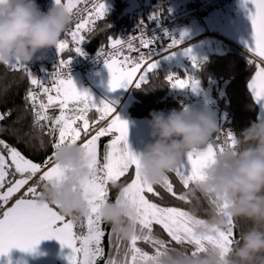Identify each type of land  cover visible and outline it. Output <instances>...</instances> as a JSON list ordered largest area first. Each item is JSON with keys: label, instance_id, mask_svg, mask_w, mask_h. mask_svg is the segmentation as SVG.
I'll list each match as a JSON object with an SVG mask.
<instances>
[{"label": "snow or ice", "instance_id": "6c2138e0", "mask_svg": "<svg viewBox=\"0 0 264 264\" xmlns=\"http://www.w3.org/2000/svg\"><path fill=\"white\" fill-rule=\"evenodd\" d=\"M3 3L4 0H0V4ZM54 3L63 6L73 17L74 27L68 28L56 45L57 55L61 58L51 74L52 85L46 86V81L42 82L34 78L23 64L9 63L5 67L27 71L30 85L36 86L39 90L30 88L25 99L32 108L34 127L39 129L47 127L46 134L54 137L53 150L83 140L80 144L84 149L89 169V179L81 186L82 196L89 208L86 217L87 233L77 234L74 231L77 220L66 219L55 208L37 201L40 192L38 188L41 184L52 179H60L64 175V170L58 166H51L53 153L42 162H33L20 151L0 140L2 146L0 148V208H4L15 194L20 193L19 198L0 214V256H7L13 248L22 252H31L40 241L54 239L61 248L69 250L65 257L68 264H96L97 258L104 255L102 239L105 232L101 227L99 210L109 202L107 187L109 184L119 189L117 203L122 200L125 207L134 210L136 228L124 252L125 257L129 259L121 261L109 255L105 264H160L162 258L176 254L177 251L169 247L172 242L180 246H191L193 256L207 252L210 248L219 250L221 255L227 253L235 242L234 221L230 218L226 219L227 231L219 232L214 237H197L193 233V227L201 225L204 219L194 217L188 211L177 207L161 206L153 202L148 194L160 199L163 197L154 185L147 184L141 177L138 155L132 153L127 144V123L116 115L115 109L109 103L101 101L97 104L87 92L78 91L68 74L71 56L65 59L63 53L71 51L76 55H83L85 33H90L95 24L105 18L106 9L103 0H54ZM81 4L85 6L90 4L91 8H81L79 7ZM246 5L251 6L248 15L251 24V43H246L245 47L264 61V0H243L241 6ZM82 12L87 15H81ZM149 19L156 20L158 16H151ZM107 27L109 28L110 25ZM138 31L141 33L140 36H129L123 40L109 36L110 51L106 52L103 46L97 50V58L100 61L102 59L109 75V91L121 88L127 90L134 79L136 89L149 83V74L154 73L157 68L154 57L183 43V37L186 35L181 33L179 39L172 38L169 45L164 46L161 43L160 47H155L159 37L156 35L148 37L143 22ZM163 34L165 37L169 36L167 32ZM137 40L147 52L135 45L134 41ZM132 52H138L139 55L133 58L130 55ZM175 54L176 52L173 51L165 58ZM184 55L190 56V49H185ZM191 59L192 67L196 69L198 66L195 58ZM248 63L252 64L253 61L249 60ZM145 64L147 66L143 67ZM138 73L140 74L137 78ZM166 81L174 89L190 86L195 91L198 87V81L189 77L178 78L169 75ZM248 89L260 109L264 111V67L256 65V72L248 83ZM50 108H58L59 114L49 115ZM93 109L97 113L95 119L89 117ZM2 119L4 116L0 115V120ZM101 121L107 123L98 127ZM106 136L111 139L104 146L101 162L98 159V142ZM219 141V136L216 137L215 142L210 138L202 150L187 153L180 163L170 170L183 189L189 190L193 184L203 179L204 169L214 162L218 152H223L225 148H235L236 136L232 131H228L224 142ZM4 151L7 157L3 154ZM130 170L133 171L130 182L118 183L130 174ZM17 175L19 178H16ZM37 176L36 182L30 183ZM156 185L180 201L188 202L190 199L175 190L168 175ZM207 198L213 210L218 214L222 213L226 205L217 204L211 197ZM155 225L166 233L169 240L154 235ZM108 235L111 247L112 235ZM138 241L149 244L154 249V254L149 255L142 251L137 246ZM114 246L119 251V237Z\"/></svg>", "mask_w": 264, "mask_h": 264}, {"label": "clouds", "instance_id": "9594fccd", "mask_svg": "<svg viewBox=\"0 0 264 264\" xmlns=\"http://www.w3.org/2000/svg\"><path fill=\"white\" fill-rule=\"evenodd\" d=\"M73 17L55 3L41 12L35 0H4L0 4V65L27 64L40 51L56 48ZM149 137L138 154L142 179L149 185L158 184L189 152L202 150L218 131L207 112L173 109L149 113ZM236 136L235 148L218 152L214 162L204 169L203 179L185 193H197L226 205L222 213L213 212L201 225L193 227L197 237L216 236L227 231L226 219L244 220L250 226L242 230L229 251L219 250L193 256L177 251L162 258L160 264H264V121L250 122ZM51 166L64 170L60 179L45 182L37 196L67 219L80 220L89 214L81 186L89 179L84 149L80 143L55 149ZM101 220L113 233L129 240L136 228V214L123 201L105 203L99 210ZM195 217V214H192Z\"/></svg>", "mask_w": 264, "mask_h": 264}, {"label": "trees", "instance_id": "16d2710c", "mask_svg": "<svg viewBox=\"0 0 264 264\" xmlns=\"http://www.w3.org/2000/svg\"><path fill=\"white\" fill-rule=\"evenodd\" d=\"M50 1L35 0L39 10ZM138 1L143 7H159L164 14L168 12L172 4L167 0ZM203 1L205 0H187L183 5L192 9L200 5ZM126 5L127 0H114L111 12L104 19L96 23L95 31L85 35L86 42L82 45L84 51L97 53V50L102 46L103 48L108 47L109 36L120 38L122 33L128 31L129 23L127 17L118 19ZM108 25H110L109 28L107 27ZM70 27H74V24ZM63 35L61 38H63ZM199 40L201 38L186 43V45ZM221 46L223 47L222 53L210 54L197 65L196 77L199 80V86L202 90H207L215 86V82L224 84L223 87L220 86L223 88L222 111L226 115V125L229 131H232L236 135L248 127L250 122L259 120L258 106L248 89V83L256 72V65L259 64L251 55L240 48L229 43H224ZM47 50L51 55L50 60L42 62L36 57H33L30 63L25 64L29 72L31 63L38 69L39 73L52 71L56 68L61 57H58L56 48H48ZM69 56H71L72 62L79 55L71 51L63 53V58L67 59ZM249 60H252L253 63L249 64ZM167 76H169L168 67L160 63V66H157L155 72L149 74V83L142 85L140 89H136L135 86L131 88L129 92L130 101L127 106V113L130 118L150 120L149 113L163 112L167 114L173 109H184L183 103L176 98L173 94V88L167 83ZM33 77L36 78L35 76ZM77 77L80 76H74L72 81L77 79ZM30 88L39 91L36 86L30 85L27 71H17L0 65V115L4 116V119L0 120V140L4 141L9 147L20 151L26 158L39 163L47 156L52 155L54 151L52 148L54 137L46 134L48 131L47 127L39 129L33 125L32 108L30 104L26 103L25 99L26 93ZM48 114L51 116L57 115L53 111H49ZM102 124L103 122L101 121L98 127ZM132 174L133 171L130 170V174L122 178V181L118 183L130 182ZM167 175L173 182L175 190L178 193L185 194L188 192V190L181 187L174 174L169 172ZM37 179L38 177H35L30 183H35ZM42 185L38 188V191L41 190ZM107 187L108 200L109 202H113L117 198L119 189L111 184ZM154 187H156L157 191L161 192L163 198L160 199L151 196L149 198L161 206H174L188 211L190 214L194 213L197 218L201 219H208L209 215L214 212L213 206L210 205L208 198L199 193L194 198H190L188 202H184L164 192L159 185H154ZM4 208H0V214H2ZM83 222L84 218L77 220L76 224H83ZM249 226V222L242 219L234 221V239L236 240L240 232ZM111 230V226L108 224V230L102 242L107 253L112 248L109 244L108 234L112 235L114 242L117 240L114 233H109ZM153 233L161 239L169 240L166 233L159 226L153 227ZM125 241L129 243V240ZM137 244L139 245L138 247L143 251L145 250L149 255L154 254V249L149 244L143 241H139ZM126 247H128V244H126ZM169 247L176 251H192L191 246H180L174 242Z\"/></svg>", "mask_w": 264, "mask_h": 264}, {"label": "rangeland", "instance_id": "374dc122", "mask_svg": "<svg viewBox=\"0 0 264 264\" xmlns=\"http://www.w3.org/2000/svg\"><path fill=\"white\" fill-rule=\"evenodd\" d=\"M167 1L171 2L172 4L176 3V0H167ZM103 3L105 4V9H106L105 17H106L107 14L111 12L114 0H103ZM53 4H54V0L49 2L46 6L49 9L53 6ZM241 5H242V2H233V4L228 5L224 8L223 7H220V9L218 8L219 16L216 17L217 18L216 20L217 21H225V20L230 21L231 16H233L234 18L237 17L238 19L241 16L249 14V11L251 10V6L246 5L242 7ZM46 6L41 8L39 11L46 12L47 11L46 10L47 8H45ZM246 19H248V17ZM207 29H210V27H208ZM204 30L205 29L203 25L199 31H204ZM210 39H213V38L204 37L197 42H194L192 44H189L188 46H185L184 49L177 52L174 56H170L168 58H165L162 62H159L157 66L159 67L160 63L163 65H166L168 67V75H174L178 78L189 77L191 79L198 81V87L195 91L190 86L184 89H174L173 88V94L176 96L178 100H180L183 103V106H184L183 110L190 111L193 113L207 112L208 114H210L212 118L215 120L217 127H218V131L211 137V139L215 142L216 137L219 136L220 137L219 142L223 143L229 131L226 125L227 123L226 115L222 111V103H223L222 101L223 88L222 87L224 86V84H218L215 82L214 83L215 86L210 87L207 90H202L199 86V80L196 77V69L192 67V63H193L191 59L192 57L195 58V61L198 65L200 62L205 60L210 54L223 52V47L221 45H223L226 42L220 41L221 43H218L217 41L213 42ZM231 45L242 49L236 43L235 44L231 43ZM185 49H190V56L184 55ZM244 51L252 56L251 53L247 52L246 50ZM252 57L258 62L259 65L261 64L260 63L261 61L259 58H257L254 55ZM173 66H175L176 68L174 69ZM139 74L140 73L137 74V78ZM108 80H109L108 72L105 68H103L100 71H96L94 74L90 75L89 77L77 78L73 80V83L76 86L78 91L87 92L89 95H91L95 103L99 104L101 101H104L106 103H109L115 109L116 115H118L122 121H125L127 123V132H128L127 144H128L129 150L132 153L138 155L142 153L145 146L147 144H150L152 141L149 137V131H150L149 120L132 119L130 118V116H128V113H127V106L130 101L129 92L131 88L135 86L136 81L134 79L132 85L127 90L121 88L116 91H109ZM49 111L56 112L57 115L59 114L58 108H50ZM96 116H97V113L95 112V109L91 110L89 113V117L92 119H95ZM259 120L264 121V111L262 110L261 111L259 110ZM102 122L103 124L100 127L104 126L107 123V121H102ZM110 139L111 137L106 136V137H102L100 141L98 142V145H99L98 159L101 162L103 161L104 146L109 142ZM3 154L7 157L6 151H4ZM11 178L12 177L10 176L9 179ZM16 178H19L18 175ZM148 195L151 196L150 194ZM155 226H158V225H155ZM101 227L106 234L107 233L106 231L108 230V224L102 221ZM74 231L77 234L87 233L86 218H84L83 224L81 223L75 224ZM111 232L113 233V230H111L109 233ZM116 237L118 236L116 235ZM102 242H103V239H102ZM115 243L116 242L113 241V246L108 251V253L105 251L104 245L102 244L104 255L102 257L97 258L96 264H105V261L109 258V255H112L113 257L121 261H127L129 259L128 257H125L124 255V252L127 250L126 244H129V243L119 238V251H117L116 247L114 246ZM137 246L139 245L137 244Z\"/></svg>", "mask_w": 264, "mask_h": 264}, {"label": "built area", "instance_id": "2783aa9c", "mask_svg": "<svg viewBox=\"0 0 264 264\" xmlns=\"http://www.w3.org/2000/svg\"><path fill=\"white\" fill-rule=\"evenodd\" d=\"M228 1L241 2L243 0H205L200 5L192 9L187 7L186 5L178 6L177 4L173 3L170 5L168 12L165 14L162 12L161 8L157 6L143 7L140 4L138 11L127 16L129 29L128 31L122 33L120 39L122 40L127 39L129 36H134V35L140 36L141 33L138 31V28L143 22L146 29V35L148 37H152L153 35L159 37V40L156 42L155 47H160L161 43L164 46H167L170 44L172 38L179 39L181 33H185L184 29L189 21L191 22L200 21L201 19L199 18H202V15L204 13L225 6ZM79 7L91 8V5L89 4L85 6L84 4H81L79 5ZM81 15L86 16L87 14L82 12ZM151 16H158V19L150 20L149 18ZM73 24L74 23L70 24V26ZM95 28H96V24L91 32L95 31ZM164 32H167L169 36L165 37L163 34ZM87 34L89 33H85V35ZM184 37H183V43L179 44L176 47L169 48L167 52L158 53L154 57V59L157 61V64L160 61H163L168 54L177 50L180 47V45H184L190 42L186 40ZM134 43L142 51L147 52V49H144L143 45L140 44L138 40L134 41ZM104 50L106 52L110 51L108 47L104 48ZM130 55L131 57L135 58L139 55V53L132 52L130 53ZM146 66L147 65L145 64L143 67ZM103 68L105 67L103 65L102 59L100 61L97 58V53H90L83 50V55H79L74 61H72L68 65V74L71 79H73V77L76 75H79L80 77H87ZM55 69L52 71L39 73L38 69L33 65V63H31L30 65V73L32 74V76H35L37 79H39L42 82L46 81V86L52 85L51 74L55 71Z\"/></svg>", "mask_w": 264, "mask_h": 264}, {"label": "crops", "instance_id": "0c3cea01", "mask_svg": "<svg viewBox=\"0 0 264 264\" xmlns=\"http://www.w3.org/2000/svg\"><path fill=\"white\" fill-rule=\"evenodd\" d=\"M185 2H187V0H176L175 4H177L178 6L179 5L181 6ZM231 4H233V2L228 1L227 4L223 6V8ZM45 8H47L46 10H48L47 6ZM247 15L241 16L238 19L237 17L234 18L233 16H231L230 21L228 20L217 21L216 17L219 16V10L218 9L211 10L207 13H204L202 15V18H199L201 19L200 21L198 22L189 21L186 24V27L184 29V32L186 35L184 38L190 42L193 40L199 39V38L202 39L204 37L213 38V39H210L213 42L217 41L218 43H221L220 41H222V42H226L229 44L236 43L239 47L249 52L247 48L245 47L246 43L247 44L251 43V24H250V21L246 19L248 17ZM203 25H204L205 30L199 31ZM208 27H210V29H207ZM188 45L186 44L180 45V47L177 50H175V52L177 53L181 51L182 49L185 48V46H188ZM34 57H36L39 61L44 62V61L50 60L51 55L49 54L48 50L45 49V50L38 52ZM260 61H261L260 66L264 67V61H262L261 59ZM77 78H82V77H77ZM257 106H258V109L261 111L258 104ZM82 141L83 140L78 141V143H81ZM19 195L20 193L15 194L9 200L4 210H6L7 207H10L11 204L15 202V199L19 198L18 197ZM68 252H69L68 249L61 248L60 244L54 239L42 240L40 241L38 245H36L34 250L31 252H22L15 248L11 249L8 252L7 256H0V264H68V261L65 259V257L68 255Z\"/></svg>", "mask_w": 264, "mask_h": 264}, {"label": "water", "instance_id": "95a60500", "mask_svg": "<svg viewBox=\"0 0 264 264\" xmlns=\"http://www.w3.org/2000/svg\"><path fill=\"white\" fill-rule=\"evenodd\" d=\"M139 7H140V2L138 0H127V5L122 10L118 19H123V18L131 15L132 13L138 11ZM82 51H83V49H82Z\"/></svg>", "mask_w": 264, "mask_h": 264}]
</instances>
